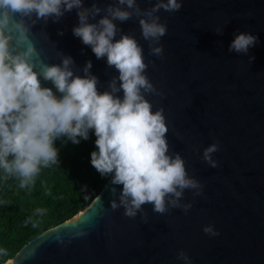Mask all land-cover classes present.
Returning a JSON list of instances; mask_svg holds the SVG:
<instances>
[{"label": "water", "instance_id": "obj_1", "mask_svg": "<svg viewBox=\"0 0 264 264\" xmlns=\"http://www.w3.org/2000/svg\"><path fill=\"white\" fill-rule=\"evenodd\" d=\"M93 2L83 0V6L90 8ZM96 2L104 8L113 0ZM155 2L137 0L142 10ZM178 2L182 3L179 12L157 13L167 25V34L160 41L162 58L149 55L138 18L114 23L142 46L148 64L145 75L163 93L146 94L145 98L153 112L163 109L169 155H181L189 177L204 186L203 194L194 196L193 191L185 190L181 202L192 204L187 213L171 209L160 215L146 204L142 206L148 217L145 223L140 213L130 219L123 208L111 210V200L119 203L122 185H111L110 176L90 204L25 244L11 258L14 264H184L176 258L181 250L191 264H264V0ZM102 17L103 13L89 22ZM76 26L74 9L59 23L51 19L46 25L37 22L33 39L49 65L60 64L62 53L72 57L75 68L80 69L75 74L83 76L82 69L91 61V74L99 79L98 91L103 93L119 73L107 66L106 57L98 60L73 35ZM217 28L223 30L222 35L215 32ZM234 33L258 38L248 55L228 52ZM119 38L120 33L115 40ZM249 56L255 57L251 63ZM41 85L61 97L51 82L41 79ZM117 95L123 98L122 91ZM216 142L219 151L213 159L218 167L213 169L202 155ZM209 225L218 236L203 232ZM77 231L87 235L73 239ZM58 233L63 245L56 239Z\"/></svg>", "mask_w": 264, "mask_h": 264}, {"label": "clouds", "instance_id": "obj_2", "mask_svg": "<svg viewBox=\"0 0 264 264\" xmlns=\"http://www.w3.org/2000/svg\"><path fill=\"white\" fill-rule=\"evenodd\" d=\"M181 8L178 0H156L154 6L144 10L137 0H113L104 8L96 0L90 8L83 6V0H0V170L5 176L15 178L21 189L30 188L42 169L58 167L59 150L54 146L57 139L66 137L79 144L80 139H89L92 130L98 151L91 153V166L101 177L111 176V185H122L119 203L116 199L110 202L112 211L123 208L124 216L130 219L140 213L145 223L148 217L142 206L146 204L160 215L171 209L187 213L192 204L181 202L185 190L201 196L204 186L189 177L179 153L169 155V129L163 109L153 112V105L145 98L146 94L163 93L145 75L148 64L142 46L114 23L138 18L149 55L162 58L160 41L167 34V25L160 22L157 13L179 12ZM74 9L78 26L72 29L73 35L89 46L98 60L106 57L107 66L119 73L103 93L98 91L99 79L91 74V61L82 69L83 76L75 74L80 69L75 68L72 57L62 53L60 64L49 65L33 39L32 28L37 22L46 25L51 19L59 23ZM101 13L98 22H89ZM215 32L223 34L221 28ZM118 33L120 38L115 40ZM42 34L47 38L46 33ZM233 35L229 53L248 55L258 43L252 34ZM254 59L249 56L250 63ZM41 79L51 82L61 97L51 88L42 87ZM121 91L122 99L117 95ZM218 151V142L203 150L202 160L213 169L218 167L213 159ZM111 192L116 196L115 187ZM46 211L37 208L33 216L42 217ZM33 216L25 225L37 226ZM203 232L210 237L219 235L211 225ZM86 235L77 231L72 238ZM56 239L61 245L65 243L59 233ZM8 255L7 249L0 248V257ZM176 258L191 264L183 250ZM5 264H14V260L7 259Z\"/></svg>", "mask_w": 264, "mask_h": 264}, {"label": "trees", "instance_id": "obj_3", "mask_svg": "<svg viewBox=\"0 0 264 264\" xmlns=\"http://www.w3.org/2000/svg\"><path fill=\"white\" fill-rule=\"evenodd\" d=\"M95 139L92 130L79 144L66 137L57 139L58 167L42 169L30 188L21 189L15 178L0 170V248L9 253L0 257V264L39 234L72 218L99 194L110 176L101 177L91 166V153L98 151ZM37 208L46 209L45 215L33 216ZM30 216L38 221L36 227L25 225Z\"/></svg>", "mask_w": 264, "mask_h": 264}]
</instances>
